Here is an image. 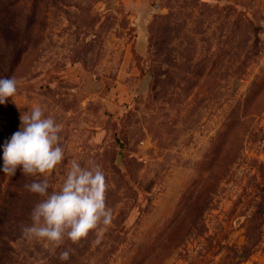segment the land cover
<instances>
[{
	"label": "rangeland",
	"instance_id": "1",
	"mask_svg": "<svg viewBox=\"0 0 264 264\" xmlns=\"http://www.w3.org/2000/svg\"><path fill=\"white\" fill-rule=\"evenodd\" d=\"M3 77L0 166L33 106L65 159L0 171V264H233L255 234L240 264H264V0H0ZM73 159L101 166L111 222L26 238L42 197L25 185L59 189Z\"/></svg>",
	"mask_w": 264,
	"mask_h": 264
},
{
	"label": "clouds",
	"instance_id": "2",
	"mask_svg": "<svg viewBox=\"0 0 264 264\" xmlns=\"http://www.w3.org/2000/svg\"><path fill=\"white\" fill-rule=\"evenodd\" d=\"M18 90L15 78H0V104L14 98ZM20 129L3 145V165L0 171L15 175L19 170L26 175H44L54 170L64 159L61 127L41 106H33L21 115ZM66 171L62 186L49 191L45 178L34 180L25 187L42 199L31 212L30 225L23 227L29 239H46L59 244L65 237L80 240L98 224L111 222V209L106 203L109 184L100 165L82 166L73 159ZM61 258L67 260L69 252Z\"/></svg>",
	"mask_w": 264,
	"mask_h": 264
},
{
	"label": "trees",
	"instance_id": "3",
	"mask_svg": "<svg viewBox=\"0 0 264 264\" xmlns=\"http://www.w3.org/2000/svg\"><path fill=\"white\" fill-rule=\"evenodd\" d=\"M255 216H256V229L259 230V228L262 227L264 222V189H263V194L261 196V200L257 205ZM255 235L249 236L248 243L245 244L240 251L238 250L234 251L233 264H240L242 261L247 260L249 258L256 244L254 240Z\"/></svg>",
	"mask_w": 264,
	"mask_h": 264
}]
</instances>
